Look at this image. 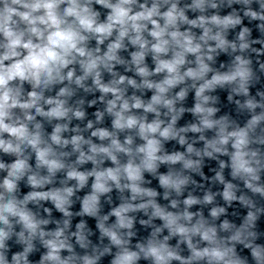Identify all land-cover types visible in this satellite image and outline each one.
<instances>
[{"label":"clouds","instance_id":"obj_1","mask_svg":"<svg viewBox=\"0 0 264 264\" xmlns=\"http://www.w3.org/2000/svg\"><path fill=\"white\" fill-rule=\"evenodd\" d=\"M93 2L109 10L103 21L100 12L93 9ZM233 3L244 6L243 17L250 22H262L257 28L264 34V0H228L229 7ZM253 4L257 7L253 8ZM137 5L139 10L134 11ZM178 5L179 0H153L151 6L138 3V0H0V37L3 38L0 43L3 49L0 51V151L16 156L8 165L0 162V170L7 169V176L0 183L3 190L0 191V225H3L0 227V264H30L28 256L34 250L33 240L37 236L47 250L41 257V264H77V261L97 264L98 255L77 256L74 252L65 236L68 220L64 221V227L45 232L41 226L49 221L38 219L27 208L29 202L50 201L63 216L70 217L71 198L88 184L89 178L94 179L91 192L82 200L81 211L85 215L97 214L101 195L111 193L113 186L121 193L125 190L130 193L128 201L109 213L116 217L115 225L105 227L103 222L98 225L101 233L119 249L111 264H137L141 254L151 264H172L173 261L179 264H250L247 256L242 257L237 252V244L249 250L251 264H264V245L255 243L258 233L254 230L256 222L264 215V206L258 207L254 200V197L264 200V92L256 93L259 100L250 94L254 78L252 59L243 55L249 51L257 57L264 55V49L253 47L264 45V40H249L252 30L245 26L238 34L239 43L230 42L225 32L242 25L243 18L235 9L223 17L203 15L207 9L219 7L215 0H192L184 7ZM165 6L166 10L162 11ZM186 9L201 15L189 19ZM181 25L189 28L181 31ZM192 28L203 29L202 35L197 38ZM93 39L96 46L91 48L89 43ZM126 40L136 49L129 52L130 62L120 55L121 51H129ZM210 41L215 42L214 47ZM102 45L106 46V51L102 52ZM218 49L225 53L231 49L241 54L235 55L230 66L221 71L209 63L214 62L213 54ZM149 55L155 65L151 69L146 63ZM189 55L195 58V66H189L193 64L188 60ZM75 65L79 66L81 74H77ZM117 65L124 66L126 73L134 72V76L115 71ZM259 67L264 71V63ZM105 72L111 77L107 82L103 77ZM135 77H139V82ZM17 81L19 84L15 85ZM25 83L31 88L26 99L21 91ZM56 86L60 87L55 95H45ZM129 88L135 90L131 95L127 94ZM177 88L179 90L173 95ZM190 88L194 89L196 103L187 111L196 116L198 122L177 128V121L186 109H178L176 105L187 98ZM217 89L224 91L229 102H233L234 96L244 97L243 102L234 101L240 110L249 113L243 126L233 127L235 122L227 115L214 118L221 109L209 106V102L215 104L219 97L206 93H216ZM78 90L100 94L87 100V106L91 108L98 101L104 104L103 111L95 112V124H101L107 114L111 117V130L94 127L92 120H88L84 128L76 125L70 129L73 119L84 121L86 117L85 99L77 96ZM144 90L153 93L147 101L135 94ZM73 97L77 99L70 104ZM16 109L22 115H16ZM139 110L143 114H137ZM147 114H153L154 118L149 121ZM37 116L49 123L58 121L47 136ZM162 116L170 119L166 122ZM89 130L90 135L85 138L82 133ZM69 131L76 133L70 139L63 135ZM206 132H214L213 138L207 139ZM121 133H128L123 141ZM187 133L200 134L198 139L204 142L203 148L189 143ZM136 139L140 143H135ZM171 141L186 146L184 151L169 153L166 142ZM69 146L71 152L64 151ZM28 149L34 153L37 171L29 164L31 157L25 155ZM74 153H78L75 163H66L65 157ZM121 154L127 158L124 162ZM217 154L228 157L227 162L219 160L220 171L212 177L214 182L223 185L219 195L226 207H211V221L226 216L234 202L247 209L239 227L228 219L220 222L219 231L230 233L226 237L219 236L215 223L206 219L202 211H190L194 205H213L216 200V193L211 191L201 198L188 189L197 184L194 175L207 179L204 158L216 160ZM106 160L115 166L101 167ZM89 162L93 165L90 171L78 169V165ZM162 165L167 168L164 172L160 171ZM225 168L230 169V180L225 178ZM40 169L47 174L40 175ZM62 171L66 173L65 186L35 190L53 184L57 173ZM145 173L158 180L163 199L169 202L167 206L157 202L160 192L156 188L144 186ZM25 176L27 186L34 190L18 200L15 196L18 181ZM71 180L76 181L74 187L67 186V181ZM149 208L152 209L151 217L159 218L163 226L155 228L146 245L137 244L139 251L130 250L126 246L128 241L118 230L133 228L134 218L128 213L143 211L147 214ZM44 211L50 213L49 208ZM10 218H16V223L22 225L17 242L25 245L23 251L12 254L11 260L6 243L13 235ZM107 219L108 216H104V220ZM150 220L140 223L146 225ZM83 227V222L79 223L77 228L81 231L73 235L80 246L86 248ZM163 229H167L169 235L157 239ZM127 234L130 237L134 233ZM170 237L180 238L177 247L170 246ZM196 237L199 240L194 243ZM179 243L186 244L188 256L181 255ZM65 250L70 255L62 256Z\"/></svg>","mask_w":264,"mask_h":264},{"label":"water","instance_id":"obj_2","mask_svg":"<svg viewBox=\"0 0 264 264\" xmlns=\"http://www.w3.org/2000/svg\"><path fill=\"white\" fill-rule=\"evenodd\" d=\"M115 2V0H113ZM153 0H138V3H147L149 6H151V3ZM192 0H179V7H184L187 4H190ZM215 2L219 5L217 9H207L203 15L206 16H211L213 14H219L220 16H225L228 15L233 11V9L236 10L237 14H239L243 18L242 25L237 26L235 29H229L227 32H225L226 38L230 42H236L237 44L239 43L237 37L238 34L241 30L242 27H248L250 28L251 31V36L249 37V40H264V34H261L259 29L257 28V25L259 23H262L260 21H249L248 18L243 17V5L233 3L231 7L228 6V0H215ZM64 6L62 5L61 8ZM93 9L96 11L100 12V20L103 21L106 18V14L109 10L102 8L99 5H96L93 2L92 5ZM257 6L253 4V8H256ZM139 10L138 5L134 6V11ZM162 11L166 10L165 8L161 9ZM186 15L189 17V19H195L197 16L201 15L200 12H193L191 10L186 9ZM163 23V21H161ZM151 27V25H149ZM188 25H181L180 30L184 31L188 29ZM217 29H213V32H215ZM192 32L195 33L197 38L202 35L203 29L200 28H192ZM147 35V33H145ZM150 39V37H149ZM3 42V38L0 37V43ZM107 44V41L105 42V45ZM125 44L128 46L129 51H121L120 55L123 59L126 61L131 60V56L129 54L130 51H135L136 49L133 48L131 45L128 44L127 40L125 41ZM209 44H211L213 47L215 46L214 41H210ZM102 45L101 50L106 51V46ZM95 45V40H91L89 43V47L94 48ZM253 47L257 49H264V45L262 44H255ZM0 51H3V49H0ZM241 54L239 51L233 53L231 49L228 50L227 53L221 52L219 49L217 50L216 53H214V62H209L212 64V66L215 69L224 71L227 69V67L230 66L233 58L235 55ZM171 55V54H169ZM243 55L246 56V58H251L252 59V68L254 72V78L250 86V94L252 96H255L257 100L260 99L259 96H256L257 92H264V71H261L259 65L260 63H264V55L257 57L255 53L252 52H246L243 53ZM188 60L193 61V64L189 66H195L194 65V60L195 58L191 55H189ZM6 64L9 62H5ZM146 63L148 64L149 68H153L154 62L151 59V55H149L146 58ZM221 64L224 65V68H221ZM77 69V74H81L79 66L75 65ZM115 71L119 72L120 74H126L130 77L134 76V72H125V67L121 65H117ZM105 82H107L111 77L105 72L103 74ZM138 82H139V77H135ZM259 78V79H257ZM154 79H159V77H155ZM67 83V82H65ZM87 83H91L89 80ZM15 85H18L19 82H14ZM188 84H191V81H188ZM60 86H56L55 89L52 92H46L45 95H55V92L59 90ZM180 87H184V85H181ZM31 90L30 85L27 83L24 84L22 88V97L27 98V91ZM179 88L173 90V95L175 94L176 91H178ZM230 90V89H229ZM135 90L129 88L128 89V95H131ZM136 95H140L142 99L148 100L150 99L151 95L153 94L151 91L144 90V92H139L136 91ZM208 95L212 96H218L219 99L216 101L215 104H213L211 101L209 102V106H216L221 109L220 112L217 113L216 117L214 118H219L220 115H227L229 117L230 121L235 122L232 126L234 127L236 124H239L240 126H243V124L246 122V119L249 116V113L247 110H240L234 103L236 99L241 100L243 102L244 97L242 96H234L233 102H229L224 95V91L217 89L216 93H206ZM100 94L97 92L95 94L92 93H84L83 90H78L77 96L80 98L85 99V104H84V109L86 111V117L84 121H77L75 119L72 120L71 124L69 125L70 129L72 127H75L76 125H79L81 128H84L88 120H92L94 122V127H107L109 130H111V117H109L107 114H105L104 121L101 124H95V112L97 110L103 111L105 105L100 103L99 101L97 104L91 108L87 106V100L97 98ZM77 97H73L69 100L70 104L75 103ZM196 103L195 100V92L194 89H189V93L187 98L184 101H178L176 107L179 109L180 107H184L186 111L180 116V118L177 121L176 127H183L187 126L191 123H196L198 122V118L194 116L191 112L187 111V109H190L194 106ZM45 110H47V106H45ZM33 114H34V110ZM136 111V110H134ZM260 109H257V112H259ZM16 115H22L19 109L14 110ZM137 114H143L142 110H139ZM149 121L154 118L153 114H147ZM168 121L167 117H163ZM36 120L41 122L44 127L45 131V136L50 134L52 127L57 123L58 121H52L49 123L45 118L37 116ZM60 122H66V121H60ZM31 127V125H30ZM90 131L83 132L82 134L85 136V138H88L90 135ZM76 133L74 132H66L64 133L65 138H71L72 135H75ZM128 133H121L120 138L121 141H123L124 136ZM134 135V133H132ZM186 137L188 138L189 143H194V146L197 148H203L204 142L200 141L198 139L200 134L196 133H187L185 134ZM207 139H211L214 136V132H206L204 134ZM5 138L7 139V134H5ZM94 142L99 143L95 138H93ZM135 143H140L138 139H136ZM186 146L182 147L180 146L176 141H171V142H166V150L171 153L173 151L179 150V151H184V148ZM229 150H231V146L229 145ZM87 150V147L85 146V151ZM64 151L71 152V146H69L67 149H64ZM25 155L30 156L31 158L29 159V164L32 166L33 171H37L35 167V156L34 153L31 152L30 149H28L25 153ZM78 153H74L68 157H65V162L66 163H75V159ZM218 159L216 160H210L209 158L205 157L204 158V165H203V170L205 173V176L207 179H203L198 175H194V179L197 181L196 185L190 186L188 191H191L193 195H197L202 198L203 194L207 191H211L213 193H216V200L214 201L213 205H194L190 211L197 212V211H202L203 215L206 219H209L210 222L211 218L209 216V212L211 207L213 206H225L221 196L219 195V192L222 191L223 185L219 184V182H214L212 180V177L215 176L217 171H220L219 167V160H225L226 162L228 161V157L226 156H219L217 154ZM16 159V156L13 154H5L4 152L0 151V162L5 163L6 165L10 164ZM120 159L122 162H124L127 158L121 154ZM115 165H112L110 161H105L101 167H114ZM79 170L81 171H90L93 167V165L89 162L85 165H78L77 166ZM167 168L166 166H161L160 171L164 172L166 171ZM40 175H46V170L40 169L38 170ZM230 169L225 168L224 169V175L226 180H230L231 177L229 175ZM7 176V169L0 170V183H2L4 177ZM66 178V173L65 172H59L57 173V176L53 180V184L51 185H46L43 189H35L36 191H45L48 189H51L53 187H63L65 184L63 183ZM94 178H89L88 184L82 189V190H77L75 192V195L71 198L72 199V205L69 208V211L72 213L70 217H65L63 216L62 213L58 212L54 205L50 201H39V202H29L27 205V208L33 212V214L38 218V219H47L49 223L47 225H42L41 227L45 232H51L55 231L58 227H64V221L68 220L69 221V226L68 228L65 229V236L68 237V242L73 246L74 252L77 254V256H83V255H98L100 259L98 260L97 264H111V260L114 258L116 253L119 251V249L111 244L110 240L108 237L104 236L98 225L103 222L105 227H112L116 223V217L113 215H110L109 213L111 212L112 209L118 207L121 203H124L130 199V193L125 190L123 193L119 192L118 190L115 189L113 186V191L111 193L101 195L100 197V204H99V211L95 216H88L82 213L81 211V205H82V200L84 199V196L86 194H89L91 192V184L93 182ZM262 179H264V174H262ZM145 181L146 183L144 186L146 187H153L156 188L160 192V196L157 197V202L160 203L162 206H167L169 204L168 201L163 199V189L159 188L158 185V180L154 178L153 176H150L149 174L145 173ZM147 181H151L150 184L147 183ZM233 183H239L238 181H233ZM76 181L71 180L67 181V186H75ZM240 187L243 188L242 183L240 184ZM34 189H31L30 187L27 186V177L25 176L23 179L18 181V189L15 193V196L17 197L18 200H22L24 198V195H26L29 191H33ZM0 191H3L0 189ZM246 191V190H245ZM238 195L240 193H237ZM185 195H187V192H185ZM249 195H251L249 193ZM174 194H173V197ZM254 200L257 202V206H264V200H261L259 197H254ZM139 202V201H136ZM134 202V203H136ZM183 207L181 203V208ZM49 208V212H45L44 209ZM172 210V209H169ZM151 212L152 209L149 208L148 213L145 214L143 211H137V212H130L127 215L134 218V226L131 230L129 229H119V234L121 237L125 240L128 241V244L126 245L130 250L133 251H139L137 248V244H147L148 239L151 238V233L155 230L157 227L163 226V222L159 220V218L151 217ZM247 209L240 205L238 202H234L232 207L228 209L227 215H221V217L214 221L215 225L218 228V234L221 237H226L230 233L229 232H224V231H219V224L222 220L228 219L230 222L234 223L237 227L241 224L243 220V215H246ZM108 216L107 220H104V216ZM151 217V220H150ZM12 225H13V235L9 241L6 243L8 244V247L10 251L7 253L9 260H11V256L13 253L16 252H21L23 251V248L25 245L18 243V236L17 234L22 231V225L16 223V218H10ZM141 220L144 221H149L150 223L146 225H142L140 223ZM83 222L84 227L82 229L84 236L86 237L87 241V247L82 248L80 244L77 242L76 236L73 235V233H76L78 231H81L80 229L77 228V225L79 223ZM0 227H3V225H0ZM258 233V238L255 240V243L257 244H262L264 245V215L260 217V219L256 222V229H254ZM131 231L134 234L132 236H128V232ZM25 235L27 233L25 232ZM168 231L167 229H163V231L159 234H157V239H163L164 236H167ZM50 238V237H45V239ZM179 237H170L168 243L172 247H177ZM199 240V237L194 238V243ZM33 245H34V250L31 252L28 256V260L30 264H41V257L43 254L46 253V249L43 247V244L40 240V238L37 236L33 240ZM200 246L203 247L204 243L201 242ZM105 249H110L109 252H105ZM237 252L242 256H247L250 264H251V258H250V252L248 249H245L242 244H237L236 245ZM179 251L181 255L183 256H188L190 253L187 250V246L184 243H179ZM103 253V255H101ZM62 256H68L70 253H68L66 250L62 251L61 253ZM47 264V262H45ZM77 264H79V261H77ZM137 264H151L150 261H145L142 257L141 254V259L137 262ZM172 264H179L178 261H173Z\"/></svg>","mask_w":264,"mask_h":264}]
</instances>
